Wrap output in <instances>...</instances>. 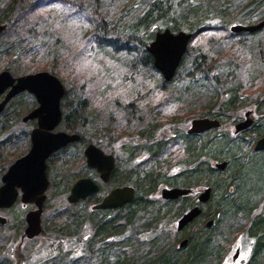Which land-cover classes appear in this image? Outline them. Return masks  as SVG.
I'll list each match as a JSON object with an SVG mask.
<instances>
[{"label": "rangeland", "instance_id": "rangeland-1", "mask_svg": "<svg viewBox=\"0 0 264 264\" xmlns=\"http://www.w3.org/2000/svg\"><path fill=\"white\" fill-rule=\"evenodd\" d=\"M3 1L7 0H0ZM32 2L33 0H26L20 7L27 8ZM34 7L30 12H26L27 9L22 15H15L13 19L2 7L0 23L6 24L7 28L4 27L3 31L6 29L4 33L0 32L2 33L0 53L4 52L0 54V72L12 71L16 77L47 72L59 79L65 89L63 103L61 102L62 111L67 114L76 109L74 105L80 106V104L82 108L78 110L79 117L75 126L66 129L61 125L56 131L76 134L86 143H95L105 152L111 153L116 160L117 174L126 175L128 185H131L134 179L138 180L139 177L142 179L145 174L160 176L156 184L151 186L147 183L146 186L138 187L137 194L142 197L145 195V199L152 202V207L160 209H155L157 214L159 213L158 219L164 220L166 224H159L174 231L176 218L174 211L185 209L186 204L168 206L165 211L159 201L158 193L163 187H171L168 183L173 178L174 172L183 167L182 163L186 158L183 138L187 135L191 121L206 117L208 112L221 115V119H217L221 121L220 130L210 135L224 138L235 136L234 125L237 121L243 120L247 111L252 112L251 129L264 122V60L259 58L254 48L259 40L264 39V30L258 35L246 34L242 38H233L232 40L237 44L224 45L222 57L227 59L222 60L219 57L221 60H218L225 63L224 61L233 59L241 72L239 79L243 81L240 83L241 86H237L238 99L235 106L223 111L217 102L218 94L212 92L208 85L203 84L202 87L192 85L193 88L190 86L189 89H185L187 82L182 80L180 74L165 82L159 73L146 68L138 71V67L132 61L134 58L129 54L97 45L93 38V22L86 15L88 12L84 14L62 0L57 3L45 0ZM9 19L12 21L11 24L5 22ZM252 24H255V21ZM223 32L199 37L190 46L188 45V49L201 44L203 50L211 55L212 49L218 50L219 47V43L212 40L224 41L225 31ZM162 84L165 86L162 87ZM225 97H228V93L222 94L221 99ZM26 105L27 103L24 102L22 106H17L16 114H20V119H15V114L11 116L12 111H8L3 119L6 127L13 130L14 138L3 151H0L2 155L0 164H3V161L11 164L28 151L29 141L26 142L27 140L20 134V131L27 126L26 123H22L23 117L29 111ZM92 120H100L99 122L103 124L98 125ZM106 123L108 126H105ZM250 137L251 133L248 131L235 139L239 140L237 143L240 145V141ZM211 139H214V136H205L203 141L211 142ZM254 142L249 145L251 151H254ZM157 144H161L160 147L163 149L162 151L160 149L162 152L160 155L156 153L158 157L155 158L148 151L153 152L152 149ZM82 149L80 144L66 148L48 166L49 187L46 191L45 211L42 216V219L46 220V226L52 217L59 219L57 223L62 224L64 221L70 225L73 224L66 215L79 219L86 217L87 205L84 203L70 205L66 201L69 193L66 187L71 186L76 179L81 176H89L93 179L98 177L96 173L85 167ZM246 152L250 157L251 152L249 150ZM156 163L159 164L158 169ZM211 164L213 166V163ZM215 177L226 178L224 175H215ZM215 177L201 174V177L188 178L184 183H189L188 185L192 187V195L196 197L198 190L206 187L204 185L206 181H216ZM184 183L180 182V185ZM224 195L223 189L215 190L211 202L202 208L206 215L217 211ZM32 208V206L24 208L18 200L13 207L0 212L8 221L4 226L0 225V256L12 250L11 257L15 261L14 255H16V264L26 263L31 258L35 259L43 255L47 251L44 252V248L49 247L48 244H56L67 237L46 228L41 236L21 242L25 230L24 216ZM82 211L83 216L78 215ZM163 212L168 215L162 216ZM235 218L238 220V217ZM209 219L211 218L197 220L195 225L197 227L205 225ZM197 227L193 229L198 230ZM225 227L226 224L222 226L221 232ZM65 229L70 234L68 237L75 236L76 232H85V226H81L77 231L73 226ZM193 229L185 230L181 237L173 236L170 230H166L167 234L160 237L164 239L160 244L169 247L174 242L173 245L178 246L182 238L186 239L193 233ZM236 230L217 236L218 239L213 245L217 251L213 249L212 252L214 255L217 253L214 260L216 264H243L248 258L251 242ZM177 238L178 240L174 241ZM237 248L240 249V253L233 261Z\"/></svg>", "mask_w": 264, "mask_h": 264}, {"label": "trees", "instance_id": "trees-1", "mask_svg": "<svg viewBox=\"0 0 264 264\" xmlns=\"http://www.w3.org/2000/svg\"><path fill=\"white\" fill-rule=\"evenodd\" d=\"M41 1L45 0H33L27 8L20 7L26 0L3 1L0 2V13L6 9V12L9 13L7 15L13 19L15 15H22V12L25 13L27 9L26 12H30L35 8L34 5ZM48 1L57 3L61 0ZM62 1L67 5L75 6L84 14L88 12L86 15L93 22L95 43L101 47L106 46L114 51L129 54L134 58L132 61L138 67V71L146 68L159 73L153 66L152 56L146 51V46L154 39L157 32L169 29L173 33L180 31L190 33L192 34L190 46L199 37L224 33L223 31H225L224 41L212 40L218 42L219 47L218 50L213 48L211 55L203 50L204 47L201 44L195 48L189 47L174 75L180 74L182 80H186L185 89H189L192 85H199L200 87L203 84L208 85L212 92L218 94L217 102L223 111L225 109L230 110L235 106L238 99L237 86H241L240 83L243 81L239 79L241 72H239L240 70L236 67V62L234 63L233 59L232 61H224L225 63L220 62L221 59H227V57H222L224 45L237 44L235 40H232L233 38L246 36L245 33H230L229 28L234 25H250L254 21L257 23L264 19V0ZM5 22L11 24L12 21L9 19ZM5 26L7 28L6 24ZM263 30L253 33V35H258ZM254 48L259 58L264 60V39L259 40ZM2 53L4 52L0 54L2 55ZM235 58L237 57L235 56ZM10 73L12 76H16L12 71ZM164 86L165 84H162V87ZM224 93H228V97L221 99ZM24 102L27 103L26 107L29 110L35 105L32 96L22 94L12 99L6 110L0 114V151H3L14 138L13 130L6 127L3 119L8 111H12L11 116L15 114V119H20V114H16V110ZM13 105L18 107H12ZM73 107L76 109L67 114L65 111L63 112L62 125L66 129L76 125L79 117L78 110L82 108V105H74ZM206 117L221 119V115L211 112L206 113ZM99 121L92 120L98 125L103 124ZM78 125L81 124L78 123ZM105 126H108V123ZM219 130H211L200 135L184 136L186 158L182 163L183 167L174 172L173 178L168 183L170 186L179 187L180 182L184 183L188 178L197 179L201 177V174L213 178L215 175L226 177L220 179L215 177L216 181H206L204 184L211 189V196L206 204L211 202L215 190L223 189L225 195L223 201L219 202L217 211L212 212L211 215H206L203 210L197 219L201 221L210 217L213 220L211 227L208 228L202 224V226L197 227L195 225L197 220H195L185 229L197 227L198 230L193 229V233L186 238L187 244L184 247L175 246V244L173 245L174 242L169 247L160 244L164 240L163 237L161 239L160 237L167 234L166 230L171 231V229L159 224H165L164 220L158 219L159 213L157 214L155 211V209H160L152 207V202L147 201L145 195L142 197L137 194L138 187L146 186L147 183L152 186L159 181L158 177L160 176L150 173L145 174L142 179L137 177L138 180L131 181V185L136 191V197L132 203L122 209L107 213L91 211L87 208L86 211L84 210L86 217L80 219L66 215L73 225L64 223V221L62 224L57 223L59 219L52 217L46 226V220L42 219V234L46 228H49L50 231L67 237L56 244H48L49 247L44 248V252L47 251L43 255L35 259L31 258L30 261L21 264H216L214 260H216L217 253L214 255L212 252L213 249L217 251L213 246L218 239L217 236L236 229L252 245L248 258L244 260L243 264H264V152H254L249 148L252 142L264 136V122L249 130L251 137L240 141V145L237 143L239 140L236 141L238 136L224 138L214 134L210 135V133H217ZM205 136H214V139H211V142L209 140L203 141ZM23 137L28 142L27 127L23 132ZM200 139L202 141H199ZM160 145L157 144L152 149L153 152L149 150L148 153L152 157H158L156 153L160 155L163 149ZM245 146L247 147L245 148ZM247 150L251 152L250 157L247 155ZM69 156L72 155L69 154ZM1 159L2 155L0 154V161ZM213 162L225 163V168L221 171L217 170L211 165ZM2 163L0 164V177L10 164V162L4 161ZM155 166L157 169L159 168V164L156 163ZM126 178V175L120 174L118 180L127 183ZM114 180H116V175ZM188 184L184 183L180 187L192 190ZM70 187H66V190ZM189 200L186 198L163 202L164 204L160 203L166 211L168 206L186 204L185 207H188L191 204L188 202ZM180 210L177 209L174 213L178 215L180 212L183 213V210ZM163 214L162 216L168 215L164 212ZM78 215L83 216V211L79 212ZM235 217H238V220ZM225 224L226 227L221 232L222 226ZM72 226L76 231L81 226H85V232H76L75 236L68 237L70 234L66 232L65 228ZM171 233L174 234L173 236L179 235L181 237V234H176L173 231ZM177 240L178 238L174 241ZM11 252L12 250L7 251L5 255L0 256V264H16V255H14V261Z\"/></svg>", "mask_w": 264, "mask_h": 264}, {"label": "water", "instance_id": "water-1", "mask_svg": "<svg viewBox=\"0 0 264 264\" xmlns=\"http://www.w3.org/2000/svg\"><path fill=\"white\" fill-rule=\"evenodd\" d=\"M264 28V20L256 25L243 26L236 25L230 28L232 33H253ZM4 26H0V32ZM192 38V34L186 32L172 33L169 29L157 32L153 41L146 47L147 52L153 58L154 67L162 74L165 82L174 76L180 65L187 46ZM10 91L5 99L0 103V113L7 101L22 91H27L34 96L37 108L26 115L23 120H37V127L30 133V148L22 157L14 161L4 175L1 177L0 187V210L10 208L20 196V202L33 204L36 209L27 212L25 215L24 236L28 239L34 238L41 233V214L45 201V191L48 188L46 177V160L55 151L66 145L76 142L77 135H69L65 132L54 130L61 122L60 100L64 95V88L61 82L47 72L25 75L13 79L7 71L0 73V95L8 88ZM248 114H245L247 117ZM250 120L238 123L234 126V133H238L248 128ZM219 122L215 119L201 118L194 119L190 123L187 134H200L209 129L218 128ZM255 151L264 150V137L259 139L254 147ZM86 165L88 168L96 170L100 180L106 182L113 171V157L106 155L94 145H89L84 151ZM215 169L223 170L225 163L214 164ZM19 191V192H18ZM98 186L88 178L80 179L70 189L67 201L71 204L84 200L88 196L96 193ZM189 189L172 188L161 191L163 199H178L189 194ZM211 196L210 187L200 190L197 202L206 204ZM134 190L131 187H124L112 191L100 204L95 205L93 210H108L123 206L134 199ZM201 214L199 206L191 208L178 221L177 229L190 224ZM5 218L0 216V224H5ZM213 220L206 223V227H211ZM187 240L180 242L179 247H184ZM239 250L235 251L233 261L237 259Z\"/></svg>", "mask_w": 264, "mask_h": 264}, {"label": "flooded vegetation", "instance_id": "flooded-vegetation-1", "mask_svg": "<svg viewBox=\"0 0 264 264\" xmlns=\"http://www.w3.org/2000/svg\"><path fill=\"white\" fill-rule=\"evenodd\" d=\"M12 77H15L16 78V76H12ZM10 89H11V87H8L1 95H0V103L5 99V97H6V95L8 94V92L10 91ZM22 94H28V95H31V94H29L27 91H22V92H20L19 94H16V95H14L13 97H11L8 101H7V103L5 104V106H4V108H3V111H5L6 110V107H7V105L9 104V102L12 100V99H14L15 97H17V96H20V95H22ZM33 98H34V96L33 95H31ZM63 99V98H62ZM62 99H61V101H60V110H61V122H60V124H59V126H61L62 125V123H63V111H62V105H61V102H62ZM34 103H35V105H34V107L31 109V110H29L27 113H26V115H28L31 111H33L35 108H37V102H36V100H35V98H34ZM251 111H247V112H245L244 113V118H243V120H241V121H237V123L236 124H238V123H241V122H244V121H247V120H250V122H251V124L248 126V128H246L245 130H242V131H240V132H238V133H234L233 132V134L235 135V136H240L241 134H244V133H247L250 129H251V127H252V125H253V119L250 117V115H251ZM245 114H248L247 115V117L245 116ZM25 115V116H26ZM24 116V117H25ZM23 117V118H24ZM22 123H26L27 124V129H28V132H29V137H28V141H29V146H30V133H31V131L33 130V129H35L36 127H37V120L36 119H33V120H27V121H22ZM235 124V125H236ZM25 125V124H24ZM58 126V127H59ZM57 129V128H56ZM25 130V129H24ZM24 130H22V131H20V134H22L23 135V132H24ZM60 132H65V131H60ZM209 132V131H208ZM66 133V132H65ZM203 133V132H202ZM202 133H200V134H202ZM67 134H69V133H67ZM200 134H195V135H200ZM69 135H76V134H69ZM193 135V134H192ZM78 136V135H77ZM263 137V136H262ZM261 138V137H260ZM260 138H258V139H260ZM258 139L254 142V145H253V147H255V144H256V142L258 141ZM76 144H80L81 146H82V157H83V159H84V161H85V167H87V165H86V159H85V157H84V151H85V149L89 146V145H94V146H96L97 148L99 147V146H97L95 143H86L85 141H84V139L83 138H81L80 136H79V139H78V141H76V142H73V143H70V144H68V145H66L65 147H63V148H61V149H59V150H57V151H55V152H53L49 157H48V159L46 160V174H47V170H48V166H49V164L54 160V158L55 157H59V155L64 151V150H66V148H69V147H71V146H73V145H76ZM30 148V147H29ZM29 148H28V150H29ZM99 149H101L100 147H99ZM102 150V149H101ZM253 150H254V148H253ZM106 155H110V156H112L113 157V161H114V168H113V171H112V173L110 174V176H109V178H108V180L106 181V182H103V181H101L100 180V176H99V174L96 172V170H93V169H90V168H88L89 170H91L92 172H94V173H96L97 175H98V177L97 178H90L89 176H87V177H80V178H78V179H76L74 182H73V184L74 183H76L78 180H80V179H85V178H88V179H91L97 186H98V191L96 192V193H94V194H92L91 196H88L86 199H84V200H79V201H77V202H75V203H73V204H70V205H76V204H80V203H84L85 205H87L88 206V208L91 210V211H102V212H114V211H116V210H119V209H122L123 207H125V206H127L128 204H130V203H132L133 201H134V199H135V197H136V191H135V188L132 186V185H128L127 183H122V182H119V180H118V177H119V174H117V169H116V160H115V157L111 154V153H107V152H105L104 150H102ZM28 152V151H27ZM26 152V153H27ZM254 152H264V150H259V151H255L254 150ZM25 153V154H26ZM25 154H23V155H25ZM22 155V156H23ZM21 156V157H22ZM20 158V157H19ZM17 160V159H16ZM16 160H14V161H16ZM13 161V162H14ZM12 162V163H13ZM11 163V164H12ZM10 164V165H11ZM9 165V166H10ZM9 166L7 167V169L9 168ZM7 169H6V171H7ZM5 171V172H6ZM4 172V173H5ZM4 173H3V175H4ZM2 175V176H3ZM115 175H116V180H114L115 179ZM118 175V176H117ZM1 176V177H2ZM1 177H0V187L2 186V183H1ZM73 184L71 185V187L73 186ZM107 186V187H106ZM71 187L69 188V193H70V189H71ZM124 187H131V188H133V190H134V195H135V197H134V199L131 201V202H129V203H126V204H124L123 206H120V207H116V208H114V209H108V210H93V207L95 206V205H98V204H100L101 203V201L107 196V195H109L112 191H114V190H116V189H120V188H124ZM105 188H106V190H105ZM107 188H108V191H107ZM172 188H181V187H178V186H171V187H163V188H161L160 190H159V201L160 202H171V201H177L178 199H186V198H189L190 200H189V202L191 203L188 207H186L185 209H183V213L182 212H180L179 213V215L178 214H176V218L174 219L175 220V225H174V231L173 230H171V231H173V232H175L176 234L178 233V234H181L182 235V233H184V231H185V229L193 222V221H195V220H197L200 216H201V214H202V211H203V209H202V206L203 205H205V204H202V205H198V203H197V197H198V194H199V192H200V190H198V192L195 194L196 195V197L195 196H193L192 195V190H191V192L189 193V194H187L186 196H182V197H180V198H178V199H163L162 198V196H161V191L162 190H164V189H172ZM182 189H184V188H182ZM19 192V191H18ZM101 193H103V195H101ZM68 196V195H67ZM101 196V197H100ZM67 198V197H66ZM163 203V204H164ZM199 206L200 207V209H201V214L195 219V220H193L190 224H188L187 226H185V227H183L181 230H179L178 231V229H177V225H178V221H179V219L186 213V212H188L191 208H193L194 206ZM24 208H26L27 206L29 207V206H32L33 208H34V205H30V204H26L25 206L24 205H22ZM32 208V209H33ZM44 211H45V207H44V210H43V213H44ZM209 221V220H208ZM207 221V222H208ZM206 222V223H207ZM206 223H205V225H206ZM165 224H166V222H165ZM42 235V233L39 235V236H41ZM38 236V237H39ZM183 237V236H182ZM34 239V238H33ZM185 238H182V240H184ZM25 240V238H23V239H21V242H23ZM31 240V239H30ZM181 240V241H182ZM26 241H27V238H26ZM180 241V242H181Z\"/></svg>", "mask_w": 264, "mask_h": 264}]
</instances>
